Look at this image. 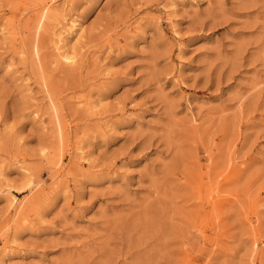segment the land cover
Wrapping results in <instances>:
<instances>
[{
    "label": "rangeland",
    "instance_id": "rangeland-1",
    "mask_svg": "<svg viewBox=\"0 0 264 264\" xmlns=\"http://www.w3.org/2000/svg\"><path fill=\"white\" fill-rule=\"evenodd\" d=\"M0 264H264V0H0Z\"/></svg>",
    "mask_w": 264,
    "mask_h": 264
},
{
    "label": "bare ground",
    "instance_id": "bare-ground-1",
    "mask_svg": "<svg viewBox=\"0 0 264 264\" xmlns=\"http://www.w3.org/2000/svg\"><path fill=\"white\" fill-rule=\"evenodd\" d=\"M75 28H76V27H75ZM59 38H60V37H59ZM60 47H61V45H60ZM60 47H59V48H60ZM63 47H64V46H63ZM66 52H67V51H66ZM64 58H65L66 60H71V59H72V56H67V55H65Z\"/></svg>",
    "mask_w": 264,
    "mask_h": 264
}]
</instances>
